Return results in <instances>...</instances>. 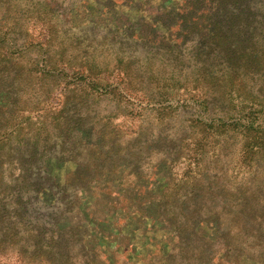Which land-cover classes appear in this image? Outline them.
Masks as SVG:
<instances>
[{
    "label": "rangeland",
    "instance_id": "374dc122",
    "mask_svg": "<svg viewBox=\"0 0 264 264\" xmlns=\"http://www.w3.org/2000/svg\"><path fill=\"white\" fill-rule=\"evenodd\" d=\"M135 1L0 0V264H264V0H202L187 50Z\"/></svg>",
    "mask_w": 264,
    "mask_h": 264
},
{
    "label": "trees",
    "instance_id": "16d2710c",
    "mask_svg": "<svg viewBox=\"0 0 264 264\" xmlns=\"http://www.w3.org/2000/svg\"><path fill=\"white\" fill-rule=\"evenodd\" d=\"M137 5L134 10L136 12H139L140 15L144 17V22L142 23V26L140 27V30L137 32V37L139 38H148L150 37L154 32L156 31H166L170 34L175 35L174 38V44L173 46H177L182 50H187V47L189 43L193 42L195 40L196 35H198V41L195 46H201L202 41L205 40L208 36L207 32L204 28H199L198 32H194L193 30H190L189 23L191 21H196L197 13H199V9L201 8V4L203 5L202 0H136L135 1ZM258 0L254 2V5L252 7H257ZM251 9V7L248 4H242L241 8V15L244 14V16L240 17L236 22L232 21V23H237L239 30V43L240 42H251L257 39L258 34L255 32L256 28L264 27V16L262 15V18H249L250 14L245 13L246 10ZM255 10L253 9L251 13H254ZM128 13H124V16H127ZM216 17V15H215ZM6 19V13L4 12L2 15H0V43H8L9 45H12L14 49L17 46L18 43H21L22 40L26 42V37L24 34H16V36H11V29L12 25H7L5 22ZM122 20V19H121ZM121 20H111V22H108V27L112 29H119L124 30L125 27L121 25ZM121 25V26H120ZM208 27L209 24H206ZM240 26L243 28L240 30ZM26 43L22 45V47L26 48ZM182 50L179 51V53L188 56L185 53H182ZM190 52V51H189ZM7 66V61L3 63V67L5 68ZM55 67V66H54ZM72 65L67 66V68H63V71H67V69H72ZM69 77L75 78L74 72L71 74L68 73ZM83 75V74H82ZM85 76V75H84ZM189 84V83H188ZM184 85L182 89V94H176L181 97L180 100L175 99V97H169L167 100L171 102H175L179 105L182 104V98L184 99L183 94L188 93L190 91L189 85ZM59 85H61V82H59ZM64 86V85H63ZM61 87V86H60ZM54 92V91H52ZM52 94V93H49ZM52 95H48L47 98L50 100ZM66 98L68 97L65 95ZM48 100V101H49ZM258 148V146H257ZM10 156V155H9ZM12 156V160L17 161V163L20 166V169L23 172H32L33 170L39 173H44L47 170V167L51 161V156L41 157L37 162H35L36 166L32 167H26L22 162H20V159L17 157ZM1 167H4L3 164H1ZM28 171V172H27ZM33 173V172H32ZM27 175V174H26ZM34 175V174H33ZM28 179L30 180V177L27 175ZM31 181V180H30ZM33 184V181H31ZM57 187V186H55ZM19 203L21 202V199L19 198ZM30 198L28 197V200L25 201V203L29 202Z\"/></svg>",
    "mask_w": 264,
    "mask_h": 264
}]
</instances>
